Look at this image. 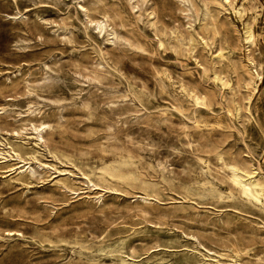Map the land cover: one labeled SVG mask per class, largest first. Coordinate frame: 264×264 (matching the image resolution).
Instances as JSON below:
<instances>
[{
    "label": "rangeland",
    "instance_id": "1",
    "mask_svg": "<svg viewBox=\"0 0 264 264\" xmlns=\"http://www.w3.org/2000/svg\"><path fill=\"white\" fill-rule=\"evenodd\" d=\"M262 2L234 1L256 15L253 90L250 14L215 0H0V141L49 165L0 164V264H213L203 247L264 264V201L219 159L264 181ZM103 16L117 39L96 32Z\"/></svg>",
    "mask_w": 264,
    "mask_h": 264
},
{
    "label": "bare ground",
    "instance_id": "2",
    "mask_svg": "<svg viewBox=\"0 0 264 264\" xmlns=\"http://www.w3.org/2000/svg\"><path fill=\"white\" fill-rule=\"evenodd\" d=\"M187 1V0H184ZM235 0H215L216 4L225 12L228 10H232L235 16L241 20H245V16L250 14L248 19L243 23L242 32L239 34V41L245 45V49L247 51V61L248 65L250 64L252 70L249 69L248 76L251 86L253 90L257 88L258 83L256 81L261 82L262 80V67L257 63L255 57L253 55L257 54L254 50L257 49V41L258 36L253 30L252 23L254 22L256 15H254L251 9L248 6L243 4L239 5L238 7L234 5ZM262 6L264 7V0L262 2ZM186 12H190V7H185ZM207 10V7H206ZM86 14L87 10L85 9ZM19 13V12H18ZM210 17V16H209ZM212 19V18H211ZM94 24V28L96 32L101 36L104 34L107 36L108 41H112L113 39H117V33L112 26H109L107 22V17L103 16L101 18H97L92 21ZM50 33V32H49ZM161 44V42H160ZM242 46V45H241ZM242 48V47H241ZM244 48V47H243ZM190 51H193V47L190 48ZM245 51V50H244ZM250 55L251 53H253ZM212 54V53H211ZM213 58L216 59H224L225 56L222 50H217V52L213 55ZM246 61V60H245ZM105 65V64H104ZM117 74V73H116ZM225 84V83H223ZM127 88V87H126ZM220 93V92H219ZM189 97L193 99L196 104L204 103V97L198 94L195 91H190ZM2 109V112L5 110ZM209 113V112H208ZM50 128V124L46 122L43 118L38 119L36 121L30 122V128L34 132V138L37 140L36 144L43 143L45 141L44 134ZM1 131V129H0ZM14 135L20 136V132L15 130ZM6 145V146H4ZM21 145H13L10 142L3 143L0 141V164H4L9 161H16L20 164L17 168V173L21 176H32L37 173V169L33 167L32 162H35L36 166L41 167L43 171H45V167L49 168L48 164L39 162L37 159L32 156L33 160L25 159L27 155L26 152L22 151ZM222 164L229 172V181L233 185L234 188L238 190V192L247 200L249 201H256L261 202L264 201V181L262 176H257L254 171H250L244 167H240L237 163H232L224 160L222 157H219ZM205 162V161H204ZM34 164V165H35ZM65 172V170H63ZM61 172V171H57ZM63 179V178H62ZM59 180V179H58ZM92 186L95 184L89 180ZM232 195V192H228V196ZM142 202L146 203L150 200L149 194L145 191L142 195L137 196ZM100 201V197L97 198ZM204 253L199 252L200 255L203 257L204 260L212 261L213 264H222L224 262L223 256L224 253L216 252L211 249L205 248ZM236 254H239V250H234Z\"/></svg>",
    "mask_w": 264,
    "mask_h": 264
}]
</instances>
